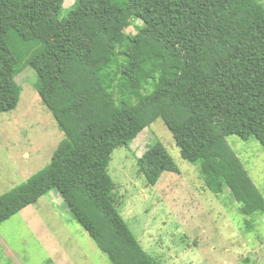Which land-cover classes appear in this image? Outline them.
Returning a JSON list of instances; mask_svg holds the SVG:
<instances>
[{"label": "trees", "instance_id": "1", "mask_svg": "<svg viewBox=\"0 0 264 264\" xmlns=\"http://www.w3.org/2000/svg\"><path fill=\"white\" fill-rule=\"evenodd\" d=\"M0 0V112L17 107V51L64 138L50 162L0 193V225L56 190L71 216L113 264H159L129 229L115 201L108 165L161 118L181 157L206 186L228 189L246 214L264 197L226 137L264 148V5L259 0ZM140 21L136 32L127 28ZM149 185L180 169L155 140L137 159Z\"/></svg>", "mask_w": 264, "mask_h": 264}, {"label": "rangeland", "instance_id": "2", "mask_svg": "<svg viewBox=\"0 0 264 264\" xmlns=\"http://www.w3.org/2000/svg\"><path fill=\"white\" fill-rule=\"evenodd\" d=\"M75 0H64L60 17ZM264 5V0H259ZM134 20L126 32L134 33ZM17 51L20 87L15 109L0 112V193L46 166L64 132L36 89L37 73L27 57L41 48ZM172 155L180 172L165 171L149 185L137 159L155 140ZM264 197V148L253 137H226ZM117 208L143 249L159 264H264V213L246 214L226 188L206 186L197 164L181 157L161 118L145 127L128 147L116 148L108 165ZM56 192V191H53ZM51 192L0 225V264H113L88 232L72 218L67 203Z\"/></svg>", "mask_w": 264, "mask_h": 264}, {"label": "crops", "instance_id": "3", "mask_svg": "<svg viewBox=\"0 0 264 264\" xmlns=\"http://www.w3.org/2000/svg\"><path fill=\"white\" fill-rule=\"evenodd\" d=\"M53 191H56L55 189L51 191V194H52V198L54 200H56V197H53L54 194H57V196L59 195V198L58 199H61L62 197L60 196V194L56 191V192H53ZM50 193V192H49ZM63 199V198H62ZM68 206V205H67ZM68 209V207H66Z\"/></svg>", "mask_w": 264, "mask_h": 264}]
</instances>
